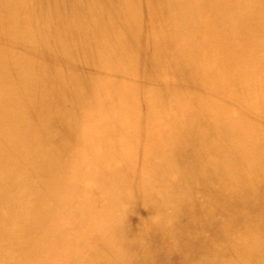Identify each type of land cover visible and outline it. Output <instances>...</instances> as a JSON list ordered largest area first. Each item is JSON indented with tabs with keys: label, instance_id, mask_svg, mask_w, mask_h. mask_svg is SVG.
I'll return each instance as SVG.
<instances>
[{
	"label": "bare ground",
	"instance_id": "1",
	"mask_svg": "<svg viewBox=\"0 0 264 264\" xmlns=\"http://www.w3.org/2000/svg\"><path fill=\"white\" fill-rule=\"evenodd\" d=\"M62 1H0V31L4 32L3 36L7 34L9 42L13 40L8 53L19 46L22 54L21 59H0V264H120L123 259L118 256L116 259L117 248L109 249L108 243L117 235L127 242L131 231L125 221L133 223L131 211L136 208L129 197L133 187L144 186H133L131 161L142 147L158 149L159 138L153 121L157 115L171 113L179 100H184L189 120L202 121L203 126L214 130L222 128L225 122L231 127L226 143L214 132L197 138V146L200 149L207 146L209 153H205L219 161L216 170L203 168L198 173L201 178L212 181L208 186L213 195L203 190L206 194L191 202L196 207L181 200V195L166 203L172 210L167 218L174 233L170 235L175 238L173 251L182 255L179 264L185 255L201 247V242L192 237L197 226H189L185 210L194 213V222L200 220L203 231H208L216 224L210 216L213 207L222 208V220L217 224L223 229V235L214 237L208 250L193 257L191 264L216 261L264 264V141L261 140L264 137V54L260 53L264 51V41L243 51L237 50L236 57L228 52L230 49L221 48L224 43L234 48L240 39L247 43L252 37H264V0H208L214 25L209 24L199 35H191L192 18L198 10L192 7L194 0H70L64 2L67 6H62ZM177 2L180 6L171 8ZM19 9L25 11L21 26L16 18L19 14H15ZM151 14L168 24L166 33L138 27L140 19ZM232 16L240 19L239 25H232ZM188 20L189 24L182 27ZM50 27L61 41L57 39L53 46L39 52L32 50L36 55L30 53L32 46L27 36L40 38L49 33ZM65 32L67 35L62 36ZM72 34L75 43H70ZM174 38L181 47L172 48L170 42ZM129 46L130 56L121 59V52ZM0 49L7 50L4 46ZM186 58H189V67L184 72H196L197 67L196 76H186L179 68ZM161 63L176 83L172 81L147 91L136 85L137 78L145 81L140 82L143 86L147 85L148 69H156ZM41 64L51 66L41 71L42 77L49 78L50 74L57 78L54 79L57 89L51 94L56 100L50 103L49 109L44 107L52 115H44L42 119L37 116L38 120L32 124L24 119L21 122L17 112L13 116L6 109L8 100L13 101L5 85H11L15 78ZM127 64L137 65L136 70L128 74L125 82L117 81ZM241 66L240 82L233 70ZM93 79L97 86L92 84ZM187 81H191L189 92L182 85ZM108 85L114 86L108 92L115 107L113 111H108L103 96L99 95ZM66 91L70 92V102L77 105L70 117L66 110L69 100L63 96ZM232 92L237 98L235 102L229 101ZM211 94L214 100L207 102ZM167 96L172 98L170 104L166 103ZM20 102L27 110L24 113L35 109L39 112L43 109L41 105H45L39 100L35 106L32 101V104ZM223 107L234 109L231 112L235 115L221 120L211 118L215 110ZM120 109L125 119L115 116ZM10 121L17 125L11 126ZM91 123L101 127L98 135L92 134L96 130ZM173 127L182 130L185 125L175 121ZM4 128L12 137L11 143L15 142L12 149L3 147L7 141L3 137L7 134ZM55 129L62 133L53 134ZM57 135H63L64 141ZM39 141H43L42 147L36 145ZM97 147L101 150H96ZM180 152V157L191 164L192 153L186 149ZM197 152L198 149L193 153ZM248 153L257 162H251ZM121 154V160L114 162ZM139 156L143 161V154ZM254 172H258V178L242 176ZM98 181L104 182L100 192L108 197V202L97 211L100 198L86 185ZM219 190L221 195H217ZM79 194L89 195L87 200L82 199L85 203ZM25 195L33 199L27 202L22 198ZM50 203L56 209L51 218L48 216L51 209L47 208ZM119 204L128 205L127 215L121 220L107 218V210L114 211ZM93 222L99 227L108 224L112 233L99 236L89 228ZM167 232L168 229L158 228L156 236L142 243L146 256L155 251ZM218 242L227 243V249L222 260L212 262L210 256ZM82 259L91 261L83 263ZM130 264H138V258Z\"/></svg>",
	"mask_w": 264,
	"mask_h": 264
},
{
	"label": "rangeland",
	"instance_id": "2",
	"mask_svg": "<svg viewBox=\"0 0 264 264\" xmlns=\"http://www.w3.org/2000/svg\"><path fill=\"white\" fill-rule=\"evenodd\" d=\"M67 1H70V0H63L62 6H65V5L67 6V4L64 3ZM180 2H177L174 5H172L171 8L179 7ZM0 5H1V3H0ZM192 7L193 8L198 7V10H196L197 12H195V14L193 15V18H192V21L194 23V25H193L194 29H193V31H191V35H195V34L199 35V34L203 33V29L208 28L209 24L214 25L213 22L215 20L211 16V10H210V7L208 6V0H194L192 3ZM26 11H27V9H26ZM24 12L25 11L19 9L15 13V14H19L18 17H16V18L18 19V23L20 26H21L22 19H24L23 18ZM0 20L2 21L1 16H0ZM230 21H232V25H234V26H237L240 23V19L236 18L234 16H232L230 18ZM187 24H189V20L186 21L185 23L183 22L181 24V26L185 27ZM138 27L147 28V29H149L151 31H155L157 33H166L168 31V24H165L159 18H157L156 16H154L152 14L149 16H146V17H142L139 21ZM57 32H60V31H57ZM67 33L68 32H65V35H62V36H66ZM3 34H4V32L0 31V38L2 39V41L0 42V46H4L7 50L3 51V52L0 51V59L3 58V60H5V59L7 60V59L12 58V57H17V58L21 59L22 54H20L19 46L16 47L14 50L9 51V53H8V49L13 44V40H12V42H9V39H7V34H6V36H3ZM188 34H190V32H188ZM69 36L72 38V41L70 43L74 42L75 38H74L73 34L69 35ZM57 39L59 41H61V38L59 35L58 36L54 35L53 29L51 27L49 29V33H47V35L42 34L40 36V38H36L33 35H28L27 41L32 46L30 53H34L32 50L39 52L44 47L53 46ZM262 41H264V37H252L251 41L247 42V43H246V41H244V40L241 41V39H240L238 45L235 43L236 44L234 46L235 49L232 48L231 45H225V43L222 45L221 48L225 49L227 51H228V49H230L228 52H231L233 54V56L236 57V56H238L237 50L243 51L242 50L243 48L248 49L251 47V45L256 46L258 43H261ZM68 42L69 41L66 40V44ZM14 43H17V42L15 41ZM170 45L172 46V48L181 47L180 42H178L177 38L172 39L170 42ZM130 48L131 47L129 46V49L126 48L123 50V52H121V54H120L121 59L123 57L128 58L130 56V53H131ZM47 50L49 51L48 48H47ZM260 53H261V55H263L264 51L261 50ZM33 55H36V54L34 53ZM188 60H189V58H186L183 61V63H181V66H179L180 69H183L182 70L183 74H186L184 72V70L186 69L185 67H187V66L189 67ZM42 61H48V60L43 59ZM138 62L136 64H138ZM51 65H53V64H51ZM162 65H163V63H161L160 66L156 69H148L147 74L149 76H148V84L147 85L143 86L141 84L142 82L145 83V81L142 78H140V79L137 78L138 84L136 83V85L139 87H143L144 90L147 91L149 88H151L153 90L154 88H158L161 85L169 84L172 81L174 83H176V81L173 80L174 76L171 75L169 73V71L164 70V67ZM46 66H50V65L41 64V67L37 66V68L35 70L33 69V71H30L28 74H24V75H22V77H20L18 79L15 78L13 80V82L11 83V85H8V84L5 85L6 92H7V94L10 93V100L13 101V102H9V100H8V104L6 105V107H7L6 109H7L8 113L10 115H13V116H14V113L17 112L21 122H22V119H24L25 122L32 124L38 120L37 118L39 116H40V119H42L44 117V115L49 116V117H51L50 115H52V112L47 113L46 110L49 109L50 105H52L50 103H54L55 102L54 100H56L55 98H53V95H51V94H52V91L54 90V88L57 89V86H55V84H57V83L54 80L57 78L54 77L55 75L53 77L50 76V74L47 75L49 78L42 77L41 71L46 69L45 68ZM136 66L137 65H135V64L134 65L127 64V65L123 66L121 75H120V77H117L116 80L117 81L120 80V81L125 82V80L127 78H129L128 74L134 73V69L136 70ZM199 66H202V65L200 64ZM161 67H163L162 68L163 71H161V69H160ZM262 68H264V65H262ZM195 69H196V72L188 71V74H186V76H188V75L192 76V74L196 76L198 74L197 70H199V69L197 67H195ZM242 69H243V67L241 66L240 68L236 67L233 70L235 72L236 76L239 78L240 82L242 81V79H241L242 78L241 77ZM180 71H179V73H180ZM207 80H209V79H207ZM40 81L43 83H40ZM33 83L35 85H38V86L33 87L32 86ZM58 84L60 85L61 83H58ZM92 84L93 85L95 84V86H97V82L95 80L92 82ZM190 84H191V81H187L186 83H184V82L182 83V85H184V90L186 92L190 91V89H191ZM140 85H142V86H140ZM90 86H92V85H90ZM198 86H196V88H198ZM112 87H114V86H111V85L106 86L104 91H101L99 94L100 96H103L102 99L104 100V105L108 109V111L115 110V107L112 103V100L108 96V92L112 89ZM100 88H102V87L100 86ZM42 92H43V94H42ZM65 93L66 94L68 93L67 98L65 96ZM69 94H70V92H67V91L63 93V96L65 97L64 99L69 100V102H68L69 109H66V110L68 111L69 117H70L76 111L77 105H76V102H74V103L70 102ZM148 94L150 95L151 93H148ZM49 97L51 99H49ZM20 99L23 102H25L26 104H29V103L32 104V102H33V105L38 100L40 102L42 101V104L45 102L46 106L43 104L44 106L41 105V107L43 109H44V107H45V109L47 107V109L46 110L41 109V111L43 110L42 112L41 111L38 112V109H35V111H31V112L29 110L27 112L28 114L24 113L27 110H26V108H24V106L22 107ZM236 99L237 98H236L235 92H232L229 95V101L235 102ZM171 100H172V98L170 96L166 97V103L170 104ZM206 100H207V102H209V100H211V101L214 100L213 95L212 94L208 95ZM46 101H48V102H46ZM116 101H118V98L114 100V102H116ZM2 103H3V101H2ZM77 108L79 110H82L80 107H77ZM232 110H234V109L229 108L227 110L226 107H223L222 109L219 108V109L215 110V112L212 113L211 118H217V119L221 120V118L223 119L226 116L231 117V116L235 115L234 113L231 112ZM32 112H34V113H32ZM40 113H45V114L40 115ZM124 115H125L124 111L120 109V111L117 110L115 116H117L120 119H123ZM175 121H176V123H177V121H179V123H182L183 125H185V128L182 130H180V129L175 130L173 127ZM227 123L228 122H225L222 125L223 126L222 128L216 127L217 130H214L212 128H206L205 126H203L202 121L194 122L192 119L189 120V116H188V112L186 110V105L184 103V100L177 101V103L175 104L171 113L156 116L155 120L153 121V128H154V131L156 132V137L159 138L158 139L159 140L158 149H153V148H148V147L143 148L142 147L140 153L143 154V157H144L143 161L140 160L141 157L139 156V154H140L139 152L135 153V157L131 161L133 186L144 184V186L141 188L133 187L134 191L131 194V196L129 197V202L132 204H136V208H134L133 211H131V217H130V219H131V221H133V223L132 222L130 223V222H127L124 220L126 225L130 224L131 233H129L130 235H127V237H126L127 242H125V243L123 242L121 235L115 236L114 238H112L111 242L108 243L109 249L117 248V250H115L116 251V253H115L116 259L118 256L120 259H123V261H130V263L131 262L135 263L137 258H138V264H149V263H151V264H179L180 263L182 255H180V253L178 251H173L175 248L174 247L175 238L172 235H170V234L174 235V233L171 232L172 229H171L170 223H169L168 218H167V217L171 216L172 210L169 207L168 208L166 207V203L170 199L175 200V195H181V200L182 199L187 200L188 204L190 205V203L192 202L193 199H196V198L199 199L200 195L206 194L203 190H206L208 193L210 192L211 195H213L211 190L209 189V186H208L212 181H208L207 177L201 178L198 175V173L203 168H207L208 170L209 169L216 170L218 168V165H219L218 162L219 161H218V159L214 158L212 155H208L205 153V152L209 153L207 146L203 145L204 148H202V149H200L197 146L199 144V141L197 140V138L199 136L205 134V133L214 132V133H217L219 135V137H223V139L225 140V143H226L227 142L226 138H228V136L230 135V132H231V127L229 125H227ZM10 124H11V126H14V127L17 125L16 123H13L12 121H10ZM92 126H93L92 129L94 131L96 130V132H93L92 134L96 133L98 135V133H100L101 127L99 126V124H95V123H93ZM96 128H98V129H96ZM50 129H54V126H51ZM4 130L7 131L6 128H4ZM58 132L62 133L61 130H57V129H55V131H52L53 134L58 133ZM32 133L34 134L35 132H30V134H32ZM57 136L62 141H64L63 135H57ZM3 137L5 139H7V141L3 147H5V149L14 148L15 142L11 143L12 137L9 135L8 131H7V134H5ZM167 137H168V139H167ZM14 139H15V136H14ZM261 140L264 141V137H262ZM43 141H41V142L39 141L36 145L42 147ZM172 146L174 147V149L171 148ZM180 149L182 151L184 149H186L192 153L193 159L189 160V161H191V164H189V162L187 160H184L183 157L182 158L180 157V153H181ZM197 149H198L197 154L193 153L194 151H197ZM96 150L100 151L101 148L97 147ZM157 152H158V154H155ZM123 153H125V152H123ZM195 155H197L201 159H198L197 156H195ZM248 156H249V159L251 162L252 161L257 162V160L254 161V157L252 155L250 156V153H248ZM122 157H123L122 154L117 156L116 158H114V162L118 163L121 160L120 158H122ZM64 160H65V158L63 157L62 161H64ZM263 160H264V158H263ZM193 163L195 164V168H193V166H194ZM41 164L42 163L40 162V166H41ZM258 175H259L258 172L243 173L242 174V176L245 179H250L251 177H255V178L257 177L258 178ZM9 178H11L10 175H9ZM102 184H104L103 181H98V183L95 182V184L86 185V186L90 187L91 189H93V193H96V195H98L100 198L98 203L96 204V208H95L97 211L100 210L101 207L106 205L108 202V197L106 195H102L100 192V190L102 188ZM86 186H84L83 188H85ZM221 194H222V192L219 190L217 195H221ZM31 197L32 196L25 195V197H22V198H25L26 201L29 202L33 199ZM79 197H80L81 201H83V200L85 201L89 198V195L88 194L87 195H83V194L80 195L79 194ZM263 200H264V198H263ZM30 203L34 204L32 202H30ZM53 205H54L53 203H50L47 206V208L50 207V209H51V214L48 215L50 218L52 216V213L54 211H56V209L51 207ZM191 205H192V207L197 206V204H192V203H191ZM158 206H160V210H158ZM164 206H165V208H164ZM127 207H128V205L123 204V205L118 206L114 211L107 210V212H108L107 218H110L113 216V217H115V219L121 220L124 216L127 215L126 214V211H127L126 208ZM194 210L197 211L195 208H194ZM221 210H222V208H220V207H213L212 208L210 216L212 217L211 220L216 222V224L213 226L214 228H211L208 231H203L201 225H199L200 220H199V222L198 221L194 222V219L196 218V217L194 218V213L188 212L185 210V213L187 212V215H188L189 226H191V228H193L194 225L197 226V229H195L192 232V237L197 239V241L201 242V247L198 248L199 252L195 251L194 253H189V254L185 255V259H183L182 264H191L193 257L195 258L197 256H200L201 252L208 250L207 248L210 247L211 240L214 237L220 238L223 235V231H222L223 229H221L217 224V222L222 220V211ZM151 211H153V212H151ZM89 228L96 230V232L99 236H105L109 233H112L111 232L112 229L110 228V226L108 224H105V225H102L99 227L95 224V222H93V223H91ZM158 228L165 229V230L168 229V232L166 234L162 235L161 239L159 240V245L157 247H155V251L151 252L150 254L148 253L146 256L145 252H144V245L142 243L145 244L146 241L150 240L152 236H156L158 233ZM226 249H227V243H225V242L219 243L218 242V244L215 246V248L213 249V251L211 253V256H210L211 261L213 262V260L215 261L218 258L224 257V253H225ZM222 259L223 258H221V260ZM89 261H91V259H86V260L82 259L81 262L84 263V262H89ZM123 261L120 262V264H127V263H124ZM219 263H220L219 261H216L213 264H219Z\"/></svg>",
	"mask_w": 264,
	"mask_h": 264
}]
</instances>
